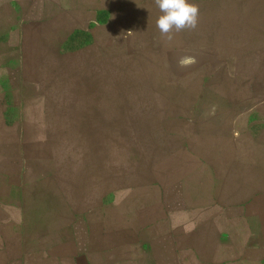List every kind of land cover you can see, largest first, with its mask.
Returning a JSON list of instances; mask_svg holds the SVG:
<instances>
[{
    "label": "rangeland",
    "instance_id": "obj_1",
    "mask_svg": "<svg viewBox=\"0 0 264 264\" xmlns=\"http://www.w3.org/2000/svg\"><path fill=\"white\" fill-rule=\"evenodd\" d=\"M263 1L189 0L199 7L196 28L168 39L156 26L154 0H0L7 125L10 111H22L20 130L0 143V188L26 233L38 226L36 253L53 249L52 264H63L68 241L70 264H77L79 237L86 257L95 241L107 246L129 237V219L111 234L115 208L126 216L133 205L140 211L146 196L158 205L163 192L195 184L223 197L247 185L242 175H264V150L261 165L237 159L242 144L257 137L264 144ZM78 97L93 102L76 107ZM78 110L98 116L55 133L63 116ZM53 130L71 173L86 158L84 198L66 199L56 211L51 204L65 198L57 193L65 166L54 162ZM84 138H91L89 155L75 144Z\"/></svg>",
    "mask_w": 264,
    "mask_h": 264
},
{
    "label": "crops",
    "instance_id": "obj_2",
    "mask_svg": "<svg viewBox=\"0 0 264 264\" xmlns=\"http://www.w3.org/2000/svg\"><path fill=\"white\" fill-rule=\"evenodd\" d=\"M227 1L222 0L220 4H225ZM255 2L261 3V0H255ZM4 17L2 11L0 15L1 34L5 30ZM5 53L4 44L1 43L0 143L3 144H5L7 134L20 130L22 117L20 109H13L10 111L13 114V122L7 125L4 96L6 81L5 57L3 56ZM81 102L88 104L93 102V99L78 97L71 103L77 107ZM94 114L96 113L92 115ZM92 115L89 113L84 116L79 110L77 114L69 111L68 115L63 116L62 128L58 132L53 130V140L58 137L54 136V132L69 133L71 126H80L87 121H93ZM57 116L58 119L54 121L59 120V115ZM102 116L104 115L99 116L100 119H103ZM109 122L106 124L110 125ZM76 132L85 133V130ZM88 133L92 132L88 131ZM90 140L91 138L88 140L84 138L75 144L81 147L80 149L84 151V154L86 152L89 155ZM51 142L53 145L51 151L55 161L52 160L59 163L61 167L65 166L60 170L61 186L57 191L58 196L62 194L65 198H62L58 203L53 202L51 204V210L56 211L58 204L67 205L66 199L68 201L71 198H84L86 190L83 185L85 176L82 167L86 163V158L79 157L77 175L73 174L70 171L69 156L59 153L61 146H56L57 142ZM67 144L71 145L68 140ZM64 147L66 146L62 144V148ZM263 150L264 144L258 137L254 138L253 142L246 145L242 144L237 158L239 164L242 166L263 164L261 161ZM254 174L248 177L242 175L243 181L247 182V185H239L236 189L231 187L224 192L226 196L223 197L209 196L208 190L200 191L195 184L193 189L163 192L164 201L158 205L150 202L146 196V200L137 203L143 206L140 207L142 209L137 211L138 206L133 205L134 210L129 214L126 213V216L122 212L118 213L115 208V211L113 213L110 211L111 214L109 215V223L113 222L111 234L126 226V230H129V237L123 243L115 241L107 246H102L101 240L95 241L92 246L93 251H89L91 254H88L91 255L90 257H86V244L80 245L83 239L79 237L77 264H87L88 261L93 264H264V186L262 187L260 184L262 181L264 183V175ZM194 176L196 183V174ZM76 179L77 188H74V180ZM204 193L205 196L202 199L200 196ZM173 197L175 200L173 199V204H170L168 201H171L169 199ZM165 198L169 199L165 200ZM10 207L6 202L4 189L0 188V264H27L30 260L33 264H52L54 262L53 249H51L50 255H46V257L36 253L38 226L35 225L37 230L34 229V234H27L26 228L18 220L20 217ZM63 219L65 221V217ZM128 219L129 224L126 223L124 227L122 225L119 227V220L127 221ZM25 220L29 219L25 217ZM100 220H102V215ZM104 220H107V217ZM56 222H62L60 216L53 217L51 220V231ZM48 226L46 227L47 231ZM98 231V236L102 238L100 223ZM49 242H51L50 239ZM61 246L66 250L60 260L63 264H70L71 256L68 247L71 245L67 241ZM33 252H35L33 255L35 259H30L32 256L30 254Z\"/></svg>",
    "mask_w": 264,
    "mask_h": 264
},
{
    "label": "clouds",
    "instance_id": "obj_3",
    "mask_svg": "<svg viewBox=\"0 0 264 264\" xmlns=\"http://www.w3.org/2000/svg\"><path fill=\"white\" fill-rule=\"evenodd\" d=\"M161 15L156 26L163 36L171 39L173 31L195 29L198 23L199 7L189 0H154Z\"/></svg>",
    "mask_w": 264,
    "mask_h": 264
},
{
    "label": "bare ground",
    "instance_id": "obj_4",
    "mask_svg": "<svg viewBox=\"0 0 264 264\" xmlns=\"http://www.w3.org/2000/svg\"><path fill=\"white\" fill-rule=\"evenodd\" d=\"M152 36H153V33H152ZM70 108H72V107H70ZM71 110H72V109H71ZM53 141H54V142H57L58 140H57V139H54ZM93 157H94V155H93L90 159H93ZM93 172L95 173V170H93V169H90V170H89V174H90V175H93ZM128 198H129V197H128ZM118 210H119V209H118Z\"/></svg>",
    "mask_w": 264,
    "mask_h": 264
}]
</instances>
